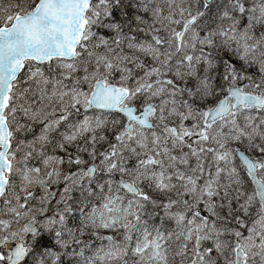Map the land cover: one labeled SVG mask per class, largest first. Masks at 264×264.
Wrapping results in <instances>:
<instances>
[{"label": "snow or ice", "instance_id": "obj_1", "mask_svg": "<svg viewBox=\"0 0 264 264\" xmlns=\"http://www.w3.org/2000/svg\"><path fill=\"white\" fill-rule=\"evenodd\" d=\"M0 264H264V0H0Z\"/></svg>", "mask_w": 264, "mask_h": 264}]
</instances>
